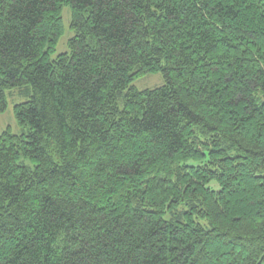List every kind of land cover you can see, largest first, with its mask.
<instances>
[{
  "label": "trees",
  "instance_id": "trees-1",
  "mask_svg": "<svg viewBox=\"0 0 264 264\" xmlns=\"http://www.w3.org/2000/svg\"><path fill=\"white\" fill-rule=\"evenodd\" d=\"M28 85L0 264H264V0H0V111Z\"/></svg>",
  "mask_w": 264,
  "mask_h": 264
},
{
  "label": "rangeland",
  "instance_id": "rangeland-1",
  "mask_svg": "<svg viewBox=\"0 0 264 264\" xmlns=\"http://www.w3.org/2000/svg\"><path fill=\"white\" fill-rule=\"evenodd\" d=\"M63 18L65 23V34L60 39V42L57 46V50L52 55L53 58H56L59 54L68 52L70 50L68 46V41L71 37L74 36V32L71 30L70 27L72 19L70 6H65L63 8ZM165 82L166 81L162 73H149L138 78L134 82V85L140 90H145L160 87L164 85ZM32 94L33 89L31 85L25 86L22 89L17 88L15 90L7 92L9 106L5 112L0 111V135L8 128H10L12 132L16 134H21L23 132L21 126L16 120L14 107L18 103H22L29 100ZM23 160L26 161V163L33 165L32 161H30L29 159ZM191 163L195 162L193 161ZM211 186L214 188L219 187L217 182H212Z\"/></svg>",
  "mask_w": 264,
  "mask_h": 264
}]
</instances>
